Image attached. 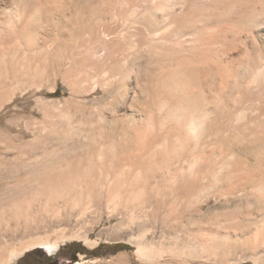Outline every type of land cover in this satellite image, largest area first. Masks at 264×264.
Instances as JSON below:
<instances>
[{"label":"bare ground","instance_id":"1","mask_svg":"<svg viewBox=\"0 0 264 264\" xmlns=\"http://www.w3.org/2000/svg\"><path fill=\"white\" fill-rule=\"evenodd\" d=\"M48 2L0 0V109L29 77H47L50 51L40 44H47ZM131 7L141 10L133 22L143 44H127L113 24ZM88 8L85 30L70 16L73 31L52 42L77 44L55 51L67 60L60 76L71 97L48 101L64 107L38 128L30 149L39 153L14 143V119L0 126V144L17 150L9 167L0 157V187L26 181L27 171L11 179L25 166L43 169L35 188L0 201V264L34 247L55 253L73 237L94 244L59 228L88 214L135 247L115 264L182 257L264 264V0H100ZM167 26L179 35L196 29L211 44H167ZM97 88L99 101L87 102ZM56 119L65 126L62 141L49 149L56 141L44 133ZM218 218L213 227L196 224ZM172 223L185 241L170 244ZM20 236L33 237L14 245Z\"/></svg>","mask_w":264,"mask_h":264},{"label":"rangeland","instance_id":"2","mask_svg":"<svg viewBox=\"0 0 264 264\" xmlns=\"http://www.w3.org/2000/svg\"><path fill=\"white\" fill-rule=\"evenodd\" d=\"M90 1H93V2L95 1L97 4L99 3L100 0H49L48 2L49 3L48 17L50 20L48 19L49 27H48L47 44H40L42 47L48 48L50 51L49 57L51 58L49 59L47 77L46 75H44L43 78L42 77L38 78V76H34L32 79V76L29 77L27 80L23 82L22 85L19 84L20 86L16 89L17 91H15L13 95V99L9 100V102H6L4 106L0 109V118H1L0 126H3L6 123L5 121H8L9 119L10 120L14 119L16 121V123H13V125H11L12 127L14 126L13 128L15 129L14 130L12 128L13 129L12 133L15 134L17 137L19 136L20 137H19V140H15L14 143H19L20 141L24 140V142L29 144V147L27 148H25L23 144L21 145L23 147L22 152L26 153L27 151L30 150V152L34 155L39 153L37 149L36 150L30 149V147L33 148L37 145V142L35 141L36 138L34 136L39 134L38 131L41 129V127H43L42 126L43 124H47V125L51 124V120L48 117L49 112H51L52 114H56L58 111V108L64 107V106L59 107V104L57 105H54L51 103L49 104L48 101L49 100H52V101L62 100L63 101L64 99H67V98L69 99L71 97L70 89L67 87L66 82L60 76L61 75L60 70L62 69L61 67L66 65L67 60H65V58L61 56L62 55L61 53L55 54V51L61 52L63 49L67 47L74 48V46L77 44H52V42L54 38H56L57 35L63 34L64 36L67 33L73 31L72 29L73 27H75V24L67 23V20L70 18V16L72 18L81 17L84 20L83 24H81L82 27L84 28L83 30L86 29V26H87L86 15L88 16V10H89L88 4ZM127 10H128L127 14H121L117 16L115 15V18L113 19V24L117 26L121 32L126 33L129 36V41L127 44H143L144 35H142L139 31L134 30L135 29L134 26L137 25V22L135 23L133 22L134 18L140 15L141 12L139 11L141 10L137 9L138 10L137 11L136 9L132 7L128 8ZM172 28H173L172 26L170 27L167 26L163 32V36L165 35V38L167 39L166 40L167 44H178L179 43V44H188V45H193V46L198 45V44H211L208 41V39L205 41L206 37L201 35V33L197 31L196 29H193V32L192 31L183 32L181 35H179L178 32L174 30V28L173 29ZM38 32L42 35V32L40 31V29L38 30ZM133 72H131L130 74L131 80L129 81V86L133 85L131 84L133 83L132 80L134 78ZM48 77L51 79H48ZM41 78H42V81H39ZM38 81L41 83L39 85H35L34 83H38ZM101 96H102L101 91L100 89L97 88L95 92L86 96V100L87 102L88 101L94 102L93 98L96 99L97 97L99 101ZM68 102H69L68 106L75 105L73 104L74 102H71V101H68ZM88 106L91 107L90 104H88ZM53 121L55 122V125H56L55 130H52L51 132H49L50 134L44 133L45 135H49L48 138L50 140L56 141L53 145L50 146L49 149L55 148L56 143L62 141L60 131L65 127V126H62L61 122L58 121L57 119L56 121L55 120ZM79 126L80 124L76 121H73L70 124V127L72 130H77ZM35 132L37 133L34 134ZM75 137L76 135L72 133L70 138L74 139ZM70 140L72 141V139ZM3 146L4 145L0 144V157L3 156V158L5 157L7 160H10V161H7L8 163L5 164L6 167H9L8 165L11 166V160L12 161L14 160L12 158L14 157V155L15 156L17 155L16 153L17 150L12 149V147L7 148ZM0 169H1L0 170L1 172L6 170L5 168H2V167H0ZM17 171L19 172H15L17 174H14L15 176L13 175V177L11 176L12 177V178L10 177L11 179H15V177H17L18 175L22 176L25 171V173L29 172V174L27 173V180L24 182L20 181L18 186L14 187L15 190L14 188L13 189L5 188L4 185L1 186L0 187V201L1 200L6 201L11 196L20 197L22 193H27L33 187L35 188L40 182L39 181L40 175L43 173V169H40L39 167L34 168L33 166L31 167L25 166V168L23 167L22 170H17ZM4 179L6 178L0 176V182ZM7 189L9 190L7 191ZM203 208L206 209L207 205H203ZM89 216L90 215L88 214L87 220L82 221V222H77L75 217H72L71 221L61 224L59 228L66 229V231L67 230L74 231V232L76 231V232H80L81 234H87V238L89 242L91 243L95 242L94 244L91 245L90 243H87L82 238L73 237V238L61 241L60 247L55 253L49 254L44 248H41V247H34L32 249H29L28 251H25L22 255H20L16 259L14 264H113L115 262V258L119 254L124 253V252H130L132 254L135 251V247L132 244H130L125 238L112 237L106 233L104 229L110 226L111 223H107L106 221H101L100 223L95 224L91 220L88 221ZM215 220H216L215 222H211L207 220L198 221L196 222V224L202 227L209 228V227H213L215 223L218 224L223 221L222 218H218ZM115 221L116 219L113 221V223ZM171 225L172 227L177 229V233L176 234L173 233L171 235V240H169L170 244L181 243L185 241L187 238H186L184 231L179 230L180 225L177 223H172ZM155 228L165 230L167 227L166 225H163L161 227L157 223L155 225ZM31 237L33 236H30V237L24 236L23 238H21V236L16 237V239L14 240V245L16 246L19 245L20 243L19 240L21 239L28 240ZM176 260L177 261L173 262V264L174 263L175 264H219L217 262H213L212 260L208 261L205 259L189 258V257H182ZM240 262L241 261L231 262L230 264H256L255 262L249 259L244 260L241 263ZM220 264H223V263H220Z\"/></svg>","mask_w":264,"mask_h":264}]
</instances>
